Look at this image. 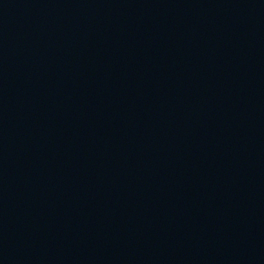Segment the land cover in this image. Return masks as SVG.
Here are the masks:
<instances>
[{
  "label": "water",
  "instance_id": "95a60500",
  "mask_svg": "<svg viewBox=\"0 0 264 264\" xmlns=\"http://www.w3.org/2000/svg\"><path fill=\"white\" fill-rule=\"evenodd\" d=\"M0 264H264V0H0Z\"/></svg>",
  "mask_w": 264,
  "mask_h": 264
}]
</instances>
